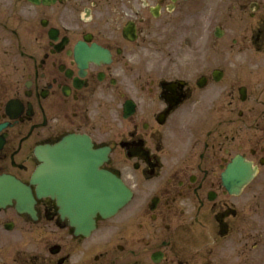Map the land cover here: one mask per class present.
I'll return each mask as SVG.
<instances>
[{"label": "flooded vegetation", "instance_id": "af4514ba", "mask_svg": "<svg viewBox=\"0 0 264 264\" xmlns=\"http://www.w3.org/2000/svg\"><path fill=\"white\" fill-rule=\"evenodd\" d=\"M67 137L103 164L39 197ZM95 163L132 199L84 238ZM0 264H264V0H0Z\"/></svg>", "mask_w": 264, "mask_h": 264}, {"label": "water", "instance_id": "95a60500", "mask_svg": "<svg viewBox=\"0 0 264 264\" xmlns=\"http://www.w3.org/2000/svg\"><path fill=\"white\" fill-rule=\"evenodd\" d=\"M53 155L58 157L54 161L53 169L61 173L65 170L63 165L65 162L91 163V157L96 154L91 150V144L88 139L68 137L54 148ZM42 161L38 182L41 195L45 196L48 189L46 179L48 178L49 162L47 157H44ZM85 169L94 170L100 180L93 184L95 191H91L89 195L85 194L84 199H81L77 206L74 204L78 208L77 214L79 216L70 215L69 220L70 225L75 229L76 235L87 237L95 229V218L98 214L104 219L113 217L127 205L131 194L120 179L104 172H98L97 168L91 169L90 165H87ZM76 170L78 171L77 168ZM53 186L57 189L62 187L59 183H54ZM59 205L62 207L63 212L66 211L62 202H59Z\"/></svg>", "mask_w": 264, "mask_h": 264}]
</instances>
